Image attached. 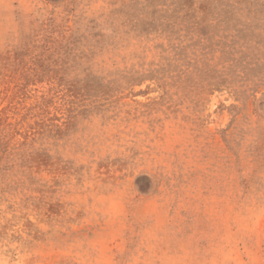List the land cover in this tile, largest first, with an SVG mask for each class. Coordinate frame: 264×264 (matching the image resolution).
<instances>
[{
	"label": "rangeland",
	"instance_id": "1",
	"mask_svg": "<svg viewBox=\"0 0 264 264\" xmlns=\"http://www.w3.org/2000/svg\"><path fill=\"white\" fill-rule=\"evenodd\" d=\"M0 264H264V0H0Z\"/></svg>",
	"mask_w": 264,
	"mask_h": 264
},
{
	"label": "bare ground",
	"instance_id": "2",
	"mask_svg": "<svg viewBox=\"0 0 264 264\" xmlns=\"http://www.w3.org/2000/svg\"><path fill=\"white\" fill-rule=\"evenodd\" d=\"M227 127V126H226ZM234 131V130H233ZM141 180V178L139 179V181Z\"/></svg>",
	"mask_w": 264,
	"mask_h": 264
}]
</instances>
